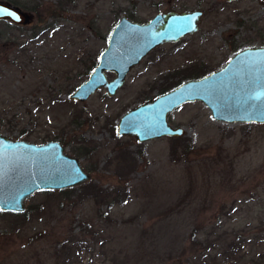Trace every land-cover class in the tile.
<instances>
[{
	"label": "rangeland",
	"instance_id": "rangeland-1",
	"mask_svg": "<svg viewBox=\"0 0 264 264\" xmlns=\"http://www.w3.org/2000/svg\"><path fill=\"white\" fill-rule=\"evenodd\" d=\"M4 1L35 20L0 22V134L59 141L92 179L70 198L37 192L22 217L0 212V264H264V125L217 122L197 102L169 117L182 137L118 136L128 111L264 47V0ZM194 10L199 31L152 51L116 96L71 100L122 17ZM87 185L129 198L97 203Z\"/></svg>",
	"mask_w": 264,
	"mask_h": 264
},
{
	"label": "water",
	"instance_id": "water-1",
	"mask_svg": "<svg viewBox=\"0 0 264 264\" xmlns=\"http://www.w3.org/2000/svg\"><path fill=\"white\" fill-rule=\"evenodd\" d=\"M203 16L204 12L200 10L170 11L157 14L145 24L122 17L112 30L108 47L100 54L98 64L71 95V100L86 102L101 89L109 97L116 96L133 68L158 47L176 44L196 34ZM188 18H192L191 29L178 31V26H183ZM34 20V13L0 0V22L28 26ZM261 57H264V47L244 49L222 69L187 80L144 102L121 117L118 136L132 137L139 143L182 137L185 129L174 128L169 117L184 105L197 102L205 104L217 122L264 125V96L258 100L249 99L264 92V65L241 63ZM108 74L115 78L109 80ZM91 179L92 175L85 170L81 159L69 154L59 141L35 144L0 134V207L5 208V213L24 214L27 201L37 192L76 188ZM17 199L19 203L13 205ZM13 207L18 210H11Z\"/></svg>",
	"mask_w": 264,
	"mask_h": 264
},
{
	"label": "trees",
	"instance_id": "trees-1",
	"mask_svg": "<svg viewBox=\"0 0 264 264\" xmlns=\"http://www.w3.org/2000/svg\"><path fill=\"white\" fill-rule=\"evenodd\" d=\"M38 6V5H37ZM35 6V7H37ZM39 18H41V15L39 14ZM42 24V22L40 23ZM39 27H35L33 28V31H32V35H31V39H33L32 41H35L37 39H39V36L40 34H38L39 30L41 31V26L38 25ZM45 30L43 29L42 30V33H44ZM92 66H89L88 67V72L91 73L92 72V69L91 68ZM198 75V73H191V72H188L185 76L186 77H192V76H196ZM183 82H181L178 86H180ZM177 86V87H178ZM83 156L84 154L81 153ZM126 155V154H125ZM124 155V156H125ZM124 159H128V157L126 156V158L124 157ZM131 164V163H130ZM132 165H134L132 163ZM131 165V166H132ZM83 189H84V196L83 198H94L97 203H109L110 206H114V205H118L122 202H124L125 200H127L129 198V196L121 189H118L114 192H108L106 190H101L99 189L98 186H93V185H87V186H83ZM73 192V188L72 189H66V190H61V191H52V192H46V191H43L42 193L44 194H59L60 196H63V197H66L67 198H70L71 197V193ZM129 193V192H128ZM12 216H17V217H22L23 215H19V214H13L11 213Z\"/></svg>",
	"mask_w": 264,
	"mask_h": 264
},
{
	"label": "snow or ice",
	"instance_id": "snow-or-ice-1",
	"mask_svg": "<svg viewBox=\"0 0 264 264\" xmlns=\"http://www.w3.org/2000/svg\"><path fill=\"white\" fill-rule=\"evenodd\" d=\"M9 15H14V14L9 13ZM17 19H18V17H17ZM191 19L192 18H188L187 22L183 26H178L177 30L182 32L183 30H185V28L191 29ZM250 51L251 50H249V52ZM241 63H245V64L251 63V64L264 65V57H261L259 60H243V61H241ZM205 79H207V78H205ZM261 96H264V92L257 93L254 96H250L249 99L250 100H253V99L258 100V99H260ZM252 107H253V109H255L256 106L253 105ZM24 147H27V146L25 145ZM18 203H19L18 199L13 201V205L18 204ZM11 210H18V209H15L13 207V209H11ZM3 211H5V208L0 207V212H3Z\"/></svg>",
	"mask_w": 264,
	"mask_h": 264
},
{
	"label": "flooded vegetation",
	"instance_id": "flooded-vegetation-1",
	"mask_svg": "<svg viewBox=\"0 0 264 264\" xmlns=\"http://www.w3.org/2000/svg\"><path fill=\"white\" fill-rule=\"evenodd\" d=\"M94 68H95V67H94ZM94 68H93V69H94ZM93 69H92V70H93ZM101 90H102V89H101Z\"/></svg>",
	"mask_w": 264,
	"mask_h": 264
}]
</instances>
